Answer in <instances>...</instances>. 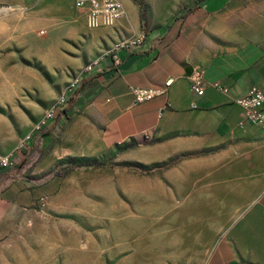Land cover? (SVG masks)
<instances>
[{
	"label": "rangeland",
	"instance_id": "374dc122",
	"mask_svg": "<svg viewBox=\"0 0 264 264\" xmlns=\"http://www.w3.org/2000/svg\"><path fill=\"white\" fill-rule=\"evenodd\" d=\"M131 1L136 19L124 4L91 30L78 10L71 22L42 0H0V264H206L228 228L216 148L153 159L160 140L90 151L68 138L69 83L150 30L146 0Z\"/></svg>",
	"mask_w": 264,
	"mask_h": 264
},
{
	"label": "crops",
	"instance_id": "0c3cea01",
	"mask_svg": "<svg viewBox=\"0 0 264 264\" xmlns=\"http://www.w3.org/2000/svg\"><path fill=\"white\" fill-rule=\"evenodd\" d=\"M122 1L136 19L137 7ZM146 2L149 32L85 80L63 117L72 118L68 138L90 151L99 142L111 149L160 140L153 159L216 148L219 199L232 190L236 202L206 264H264V129L234 103L264 86V0ZM42 10L71 22L81 11L88 27L75 0H42ZM195 69L204 74L202 95L192 90ZM132 87L165 93L136 103Z\"/></svg>",
	"mask_w": 264,
	"mask_h": 264
},
{
	"label": "built area",
	"instance_id": "2783aa9c",
	"mask_svg": "<svg viewBox=\"0 0 264 264\" xmlns=\"http://www.w3.org/2000/svg\"><path fill=\"white\" fill-rule=\"evenodd\" d=\"M75 6L78 9L87 11L88 27L93 30L112 27L127 16V10L120 0H75ZM145 37L146 33L144 32L142 38ZM126 46L128 45L120 44L117 46L116 51L112 53L110 57L114 63H119L117 53ZM104 69L103 59H98L88 64L77 78L66 87L58 101V109L70 105L72 98L78 94L85 80L91 78L95 73H102ZM204 83L203 71L195 69L191 76V86L196 95L203 94ZM216 86L218 87V85ZM220 90L225 93L229 92L225 88H220ZM131 93L135 97L136 103H145L164 94L165 91L132 87ZM234 103L243 109L247 121L264 129V86L253 87L248 94L235 98Z\"/></svg>",
	"mask_w": 264,
	"mask_h": 264
},
{
	"label": "bare ground",
	"instance_id": "6f19581e",
	"mask_svg": "<svg viewBox=\"0 0 264 264\" xmlns=\"http://www.w3.org/2000/svg\"><path fill=\"white\" fill-rule=\"evenodd\" d=\"M140 234H142L143 236H145L146 235V233H145V231L144 230H140V231H138V235H140ZM116 238H121V237H119L118 235L116 236ZM142 239V237H140V239H138V240H141ZM144 240V239H143Z\"/></svg>",
	"mask_w": 264,
	"mask_h": 264
}]
</instances>
